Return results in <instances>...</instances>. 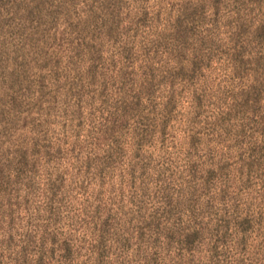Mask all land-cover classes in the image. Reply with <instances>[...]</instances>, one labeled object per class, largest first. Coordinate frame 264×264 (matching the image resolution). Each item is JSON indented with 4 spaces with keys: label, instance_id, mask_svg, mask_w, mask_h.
<instances>
[{
    "label": "rangeland",
    "instance_id": "rangeland-1",
    "mask_svg": "<svg viewBox=\"0 0 264 264\" xmlns=\"http://www.w3.org/2000/svg\"><path fill=\"white\" fill-rule=\"evenodd\" d=\"M0 264H264V0H0Z\"/></svg>",
    "mask_w": 264,
    "mask_h": 264
}]
</instances>
